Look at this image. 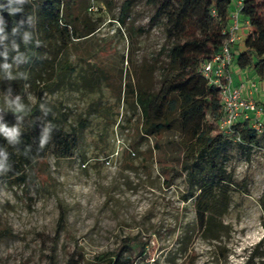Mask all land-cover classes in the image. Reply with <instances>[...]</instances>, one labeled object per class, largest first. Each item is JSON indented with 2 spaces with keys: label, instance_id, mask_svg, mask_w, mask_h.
Listing matches in <instances>:
<instances>
[{
  "label": "rangeland",
  "instance_id": "1",
  "mask_svg": "<svg viewBox=\"0 0 264 264\" xmlns=\"http://www.w3.org/2000/svg\"><path fill=\"white\" fill-rule=\"evenodd\" d=\"M76 1L80 14L97 28L87 40V65L72 51L75 71L61 76L54 92L42 94L44 105L65 114L70 142L48 149L43 186L1 184L0 228L8 234L0 239V264H68L72 257L98 264L101 253L123 242L130 244L132 264H184L191 253L196 264H242L264 234L259 204L264 132L250 150L230 135L223 162L233 171L237 188L230 190L231 204L223 216L229 233L221 241L204 238L193 201L183 198V175H176L169 186L163 183L150 157L153 139L139 137L131 99L117 97L124 80L158 88L167 60L165 53L159 54L166 45L165 20L150 21L156 7L146 0L135 1L125 25L119 17L126 0ZM140 27L146 31L136 34ZM249 31L250 26L242 30L243 39ZM86 68L97 82L87 88L81 79ZM243 71L249 76L250 71ZM232 75L236 80L237 74ZM258 81L264 89V81ZM29 96L35 103L36 96ZM22 125L34 134L47 128L42 117L35 125ZM244 179L248 182L243 187ZM63 208L66 218L60 226ZM187 229L192 237L186 247ZM142 242L146 246L140 253Z\"/></svg>",
  "mask_w": 264,
  "mask_h": 264
},
{
  "label": "trees",
  "instance_id": "2",
  "mask_svg": "<svg viewBox=\"0 0 264 264\" xmlns=\"http://www.w3.org/2000/svg\"><path fill=\"white\" fill-rule=\"evenodd\" d=\"M135 1L123 2L120 25L126 24ZM146 3L156 7L151 22L165 20L166 45L159 54L165 53L167 60L162 66L160 84L153 89L124 80L117 97L127 102L131 99L138 114L139 137L153 139L150 157L163 176V183L169 186L176 175H183L186 183L183 198L193 201L202 236L221 241L229 233L223 216L231 204L230 190L237 188L233 171L227 170L223 162L224 151L231 143L230 135H237L240 144L250 150L258 145V134L264 132V122L259 132L250 121L239 120L233 133H224L218 127L222 114L220 91L202 73L203 63L223 45L232 3L230 0H146ZM241 14L249 20L250 31L243 39V47L237 44L234 63L264 81V0H244ZM96 29L87 16L80 14L76 0H0V188L4 182L9 186H43L40 177L46 172L48 149L55 143L70 142L64 129L65 114L55 106L44 105L42 94L54 92L61 76L75 71L69 60L72 51L87 65V40ZM145 31L140 27L136 34ZM91 78L86 68L82 85L92 86L95 79ZM29 93L36 96L35 103ZM210 112H214L213 119ZM38 117L47 122L44 132L34 134L23 127L24 121L35 125ZM13 130L14 134L8 135ZM247 182L243 180V187ZM259 204L264 228V188ZM60 212L62 226L66 218L64 208ZM7 232L0 228V239ZM191 237L192 232L187 229L183 237L185 246ZM145 246L146 242H142L140 253ZM129 247V243L123 242L101 253L98 264H132L134 257L127 254ZM195 260L196 255L191 253L184 264H196ZM82 262V258L72 257L68 264ZM242 264H264V234Z\"/></svg>",
  "mask_w": 264,
  "mask_h": 264
},
{
  "label": "built area",
  "instance_id": "3",
  "mask_svg": "<svg viewBox=\"0 0 264 264\" xmlns=\"http://www.w3.org/2000/svg\"><path fill=\"white\" fill-rule=\"evenodd\" d=\"M232 3L230 20L224 33L226 38L221 49L205 61L202 73L209 84L220 91L221 117L218 127L226 134L234 131V126L239 120H248L259 132L264 122V106L253 98L254 93H262L261 83L250 77H241L238 83L232 75L234 53L236 46L243 40L242 30L250 26L249 20L241 14L244 0H230Z\"/></svg>",
  "mask_w": 264,
  "mask_h": 264
},
{
  "label": "crops",
  "instance_id": "4",
  "mask_svg": "<svg viewBox=\"0 0 264 264\" xmlns=\"http://www.w3.org/2000/svg\"><path fill=\"white\" fill-rule=\"evenodd\" d=\"M232 72L237 74V78L235 80L236 83H238L241 79V77H243V75H245L246 72H244L243 70L239 69L236 64L233 65V68H232ZM250 78H254L256 79L257 76L254 75L252 72H249V76ZM253 98H255L257 101H259L260 103H262L264 105V92L262 93H254L253 95Z\"/></svg>",
  "mask_w": 264,
  "mask_h": 264
},
{
  "label": "clouds",
  "instance_id": "5",
  "mask_svg": "<svg viewBox=\"0 0 264 264\" xmlns=\"http://www.w3.org/2000/svg\"><path fill=\"white\" fill-rule=\"evenodd\" d=\"M14 134V130L12 132H9L8 135H13ZM46 140V138H45ZM45 141H42V144L44 143Z\"/></svg>",
  "mask_w": 264,
  "mask_h": 264
}]
</instances>
